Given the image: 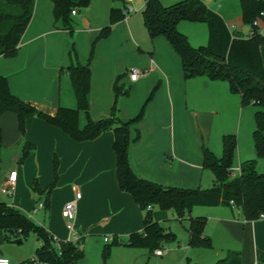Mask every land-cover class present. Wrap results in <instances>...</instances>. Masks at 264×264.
Here are the masks:
<instances>
[{"label": "crops", "instance_id": "obj_1", "mask_svg": "<svg viewBox=\"0 0 264 264\" xmlns=\"http://www.w3.org/2000/svg\"><path fill=\"white\" fill-rule=\"evenodd\" d=\"M202 1L207 5L205 2L207 0ZM143 7L144 0L142 9ZM215 11L223 17L230 30H235L241 35L250 32L247 26L237 28L235 24H231L228 13L222 8ZM76 15L77 12L71 16ZM124 20L128 26L127 19ZM181 22L177 26L180 32ZM261 23L262 27L258 30L264 36V22L260 21ZM190 28L195 31L194 33L198 31L196 38L197 36L201 38L203 35L201 25H190ZM66 32V29H57L53 26L52 3L48 12H45L35 2L32 18L21 37L17 55L12 58L0 57V74L6 75L10 91L49 114H54L58 106L76 105L74 92L73 100L70 97L64 99L61 95L63 86L67 90V84L71 86L67 73L62 70L70 63V43L65 37ZM160 37L163 36H158ZM153 53L155 50L148 53L146 74L137 81L129 80V96L119 98L118 115L124 121L134 117L140 110L141 98L133 102L131 91L133 95H136L139 89L148 93L154 86L155 80L151 79L148 73L159 69L161 63L153 59ZM260 53L264 66V45L260 47ZM77 59L84 64L82 55ZM121 71L119 69L115 73ZM161 71L162 80L159 81L160 87L154 96V102L150 103L144 116L131 127V137L134 136L135 130H138L140 135L128 146L129 165L136 175L164 186L209 188L213 175L207 179L204 184L206 186L201 185L202 173L205 170L201 165V145H206L215 154L218 153L220 145L218 146L216 136L210 138V122L206 124L205 117L216 113L219 107L224 106L232 115L237 113L236 131L240 135L242 118L249 116V110L241 105L238 94L230 92L225 81L209 80L204 76L184 79L181 63L179 73L175 69L171 70L172 72ZM111 75L110 70L105 69L98 77L92 69L90 91L94 92L95 88L96 95H100L90 102L89 114L92 119L107 116L110 112L113 103ZM143 77L146 80L141 79ZM189 82L190 113L197 117L201 132L204 134V131H207L205 137L201 133L199 137L190 138V133L184 132L187 126H190L185 92ZM151 108L152 113L149 115ZM85 123L86 115L81 110L78 125L82 127ZM0 128L2 132L0 171H3L0 181L2 182L11 170L17 172L11 204L34 222L45 227L55 239L68 240L62 208L64 202L73 197V186H77L80 191L76 227L80 237H83V243L85 235L102 237L103 241L105 237L125 241L130 233L142 231L144 210L140 209L132 196L122 191L117 183L112 131H104L91 140L76 141L59 127L49 124L42 118L29 116L24 120V131L21 133L17 114L11 110L0 114ZM219 135L222 136V132ZM25 142L33 143L34 148L26 160L24 159L23 165H17V168L9 167L3 157V149L6 146L12 148L10 158L14 163H18ZM240 153L239 149V158L251 157L241 156ZM253 153L255 155L254 148ZM237 173L238 171L233 175ZM34 181L41 189L54 182V188L49 194L48 207L35 211L33 207L30 213L32 198L33 202L34 200L36 203L44 202L36 192L33 191L38 196L32 195L30 187ZM159 209L158 206H154L152 216L160 223L159 220L165 219L163 218L165 214L164 210ZM37 211L42 212L41 218L34 219L33 215ZM166 211L176 218L173 210ZM190 214L206 217L204 233L211 239V248L216 249L217 255H206L201 259L204 263L213 264L229 253H238L241 264H257L264 260V217L245 219L241 209L235 205H199L194 206ZM183 221L186 220L180 222ZM185 227L187 230V224ZM0 257L3 256L0 254Z\"/></svg>", "mask_w": 264, "mask_h": 264}, {"label": "trees", "instance_id": "obj_2", "mask_svg": "<svg viewBox=\"0 0 264 264\" xmlns=\"http://www.w3.org/2000/svg\"><path fill=\"white\" fill-rule=\"evenodd\" d=\"M52 3L53 26L57 29L73 30L71 11L84 9L89 0H50ZM244 24L251 25V35L230 30L223 17L210 9L202 0H178L171 5H163L160 0H144L142 19L151 39L163 36L179 56L184 79L204 76L209 80L225 81L230 92L240 96L241 105H255L253 148L257 157L264 158V66L260 47L264 36L252 22L256 18L264 22V0H239ZM36 0H0V57H15L19 50L21 37L32 18ZM123 2V0H122ZM124 6V2H123ZM123 6L111 7L110 24L103 27L95 41L107 37L111 24L124 18ZM181 21L205 22L208 37L204 45L192 46L187 36L177 28ZM92 51L89 59L91 58ZM70 63L63 67L70 79L76 99L74 107L58 106L54 114L38 109L10 91L6 75L0 74V114L6 110L16 112L19 129L24 131V120L29 116L42 118L49 124L59 127L76 141L91 140L100 133L110 130L113 133V150L116 158V179L119 188L129 193L140 209L144 210L143 229L132 232L125 241L112 239L102 248L105 260L114 245L144 247L153 250L164 242L175 238L152 216V208L173 210L176 219L187 221L188 244L193 247L211 248L212 242L204 233L206 217L192 216L194 206H238L245 219L264 215V172L256 170V160L247 159L239 164L238 173L233 175V159L237 148L234 133L221 136V155L217 156L206 145H201V165L213 175L212 185L202 189L180 186H164L155 181L136 175L128 161V146L139 138L135 130L131 137V127L143 117L145 104L139 112L128 120L118 115L120 96H128L129 88L118 84L122 76H117L113 84V103L107 116L92 119L89 114V91L91 69L89 62L80 63L72 46L69 51ZM157 85L151 90V98ZM83 110L86 123L79 127L78 116ZM2 132L0 128V153ZM33 143L25 142L20 161L31 150ZM1 160V159H0ZM55 166V164H54ZM1 172V171H0ZM54 182L44 189L33 183V191L44 196L43 207L49 205V194ZM0 230L7 241L23 238L33 233L39 243L33 255L16 264H79L84 256L83 237L72 240H57L42 225L37 224L18 208L0 200ZM56 244L59 247H56ZM185 264H194L187 260ZM213 264H241L238 253H229ZM257 264H264V260Z\"/></svg>", "mask_w": 264, "mask_h": 264}, {"label": "rangeland", "instance_id": "obj_3", "mask_svg": "<svg viewBox=\"0 0 264 264\" xmlns=\"http://www.w3.org/2000/svg\"><path fill=\"white\" fill-rule=\"evenodd\" d=\"M178 0H160L163 5H171ZM207 6L212 10H225L230 17L231 24H235L236 27H244L247 26L251 31L250 24H244L241 18V7L239 0H207L205 1ZM36 4L44 9L45 12H48L51 7L50 0H36ZM134 4L137 7V10L134 12H130L126 15V19L128 21V26L125 25L124 18L117 21L114 24H111V32L105 38H100L97 41L94 40L100 30L106 25L110 24L109 20V11L111 7H121L123 5L122 0H89V4L84 9H77V15L71 16L73 21V30L66 32V38L70 43L69 51H71L72 46L77 54V57L82 55L83 62H89V66L94 70V73L100 77L101 72L105 69L110 70L112 73L111 79H113V83L116 80L117 76H122L118 82L121 84L123 82L124 87L129 88V78L127 74V69L130 67H138L140 69L146 70L148 68V53L155 50V53L152 54L153 59L159 63H161V67L156 69L154 72H150L149 77L155 80L154 86L157 85L156 90L153 95L149 98L151 94V90L148 93H145L146 90H138L136 95L132 94L133 102L137 99L140 100V109L145 104L143 116L146 111L149 109L150 103L154 102V96L157 90L160 87V83L162 80V71H171L176 70L178 73L180 72V62L176 52L173 50L171 45L168 43L166 38L160 37L158 39H151L147 33V30L144 26L142 19V6L143 0H134ZM216 12V11H215ZM238 16V17H237ZM238 18L240 20L238 21ZM258 29L262 27V23L259 21ZM190 25H201L203 27V35L201 38L195 35L198 33H194L190 28ZM129 28V30H128ZM180 30L187 36L190 44L192 46L204 45L207 43V25L205 22H190V21H182L180 23ZM72 33V35H71ZM201 33V34H202ZM156 39V40H155ZM91 58L89 59L90 53ZM161 59L163 61L161 62ZM121 69L120 73H115L116 70ZM172 72V71H171ZM160 76V77H159ZM146 80L145 77L141 78ZM68 83V82H67ZM91 83V78H90ZM68 90L63 86V91L61 90L62 98L66 99L70 97L72 100L73 90L69 84ZM91 90V89H90ZM89 91V111H90V102L91 100H95L99 98L100 95H96V90L94 88V92ZM187 110L190 113V82L187 84ZM93 93V95H92ZM146 94V95H145ZM129 96V95H128ZM123 96H120L121 98ZM118 102H120L118 100ZM75 104V101H74ZM119 106V103H118ZM245 109L249 110V116L243 117L241 121V133L238 135L236 131L238 115H232L231 111L224 106L218 108L216 113L209 114L208 117H205V122L209 124L211 127L210 138L212 139L214 136L217 137L218 146L220 145V149L217 156L221 155V140L219 139L220 132L222 134L226 133H234L238 138V148H236V152L234 154L233 159V173H236L239 168V164L243 160H247L248 158H252L256 160V170L258 172H264V158L257 157L253 153V129H254V111L257 106L249 104L244 106ZM94 112V110H93ZM151 115L152 108L149 112ZM37 117V116H36ZM211 117V120H210ZM197 117L190 113V126H187V129L184 130L185 133H190V138L199 137L203 133L199 129L197 124ZM183 130V128H181ZM233 130V131H231ZM21 133H23L21 131ZM202 133V134H201ZM207 131H204L203 136L205 137ZM241 151V156L251 155V157H238V151ZM3 157L7 160L6 164L9 167L17 168V165H23L25 160L20 161L18 163H14L13 159H11L12 148L6 146L3 149ZM0 172V176L2 175ZM212 173L210 170L205 169L202 173V186H206L207 179L209 176L211 177ZM210 186V185H208ZM54 188V186H53ZM52 188V190H53ZM32 191V195H36L33 192L32 187H30ZM61 194V192H60ZM38 196V195H36ZM39 197L43 200L44 196L39 195ZM0 200L5 201L7 204H11V196L2 193V183L0 181ZM29 202V201H28ZM31 209L30 213H32V209L36 207V200L33 202V198L31 200ZM65 204V202H64ZM63 204V205H64ZM33 209V210H34ZM157 209V208H156ZM160 210V209H159ZM43 211V210H41ZM41 211H37L34 213V219L41 218ZM29 213V214H30ZM165 219H161L160 224L168 231L172 232L175 238L171 241L164 242L162 248L164 249V254L157 256L154 254L149 255V251L144 247H127L121 245H114L109 250L108 257L104 260L102 258V248L106 241H103L102 237H95L93 235H85L84 243H83V251L84 256L80 260L79 264H185L187 260L195 263V264H206L201 259H204L206 255H214L216 254V249L213 247L211 249H205L201 247H193L188 244V232L186 230V221L180 222L176 218L172 217L171 213L164 210ZM63 222L65 225L64 217ZM66 227V226H65ZM63 240V239H59ZM39 243L36 241L35 235L33 233H29L27 236L23 237L20 242L14 241L12 238L11 241H7L3 233L0 232V254L9 259L10 264H16L26 258H29L33 255L34 247ZM57 247V245H56ZM161 248V247H158ZM167 250V251H166ZM217 255V254H216ZM222 256V255H220ZM199 260V261H198Z\"/></svg>", "mask_w": 264, "mask_h": 264}, {"label": "built area", "instance_id": "obj_4", "mask_svg": "<svg viewBox=\"0 0 264 264\" xmlns=\"http://www.w3.org/2000/svg\"><path fill=\"white\" fill-rule=\"evenodd\" d=\"M137 10V7L134 4V0H124V6L122 9V12L124 14V18L126 15L130 12H134ZM72 14L76 13L75 10L71 11ZM260 21V18H256L253 20L252 24L257 26ZM252 31H250L247 35L243 36H249L251 35ZM128 78L130 81L134 82L137 81L140 77L144 76L146 74V71L143 69H140L138 67H130L127 70ZM17 178V172L16 170H11L7 177L2 180V193L11 196L14 191V186ZM73 190V197L65 202L62 208V214L65 221V226L68 231V240L75 241L80 238V233L77 230L76 227V209H77V201L80 198V191L77 186L72 187ZM43 202L39 201L36 204V207L34 211L38 208H43ZM259 217H264L263 214H260ZM104 240L106 242L111 241L108 237H105ZM58 247L59 245L56 244ZM163 248H156L153 250V254L160 256L164 254ZM0 264H10V261L7 258L0 257ZM34 264H46L45 262H39Z\"/></svg>", "mask_w": 264, "mask_h": 264}, {"label": "water", "instance_id": "obj_5", "mask_svg": "<svg viewBox=\"0 0 264 264\" xmlns=\"http://www.w3.org/2000/svg\"><path fill=\"white\" fill-rule=\"evenodd\" d=\"M14 241H16V242H20L21 241V238H16V239H14ZM147 264V263H146Z\"/></svg>", "mask_w": 264, "mask_h": 264}]
</instances>
